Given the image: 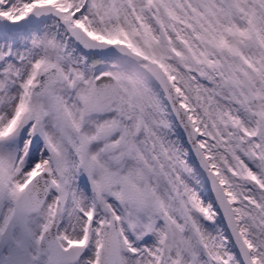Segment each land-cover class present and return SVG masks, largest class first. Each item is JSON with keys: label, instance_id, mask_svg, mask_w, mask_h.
Segmentation results:
<instances>
[{"label": "snow or ice", "instance_id": "1", "mask_svg": "<svg viewBox=\"0 0 264 264\" xmlns=\"http://www.w3.org/2000/svg\"><path fill=\"white\" fill-rule=\"evenodd\" d=\"M0 264H264V0H0Z\"/></svg>", "mask_w": 264, "mask_h": 264}]
</instances>
